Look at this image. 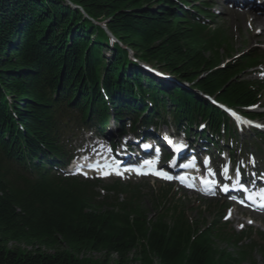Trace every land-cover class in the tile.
Here are the masks:
<instances>
[{"label": "trees", "instance_id": "obj_1", "mask_svg": "<svg viewBox=\"0 0 264 264\" xmlns=\"http://www.w3.org/2000/svg\"><path fill=\"white\" fill-rule=\"evenodd\" d=\"M197 4L202 1L0 0V264H109L114 253L116 264L252 259L253 248L234 254L219 246L241 239L227 237L219 219L191 221L179 204L149 217L134 201L109 203L100 180L56 171L67 156L71 124L100 125L113 111L136 112L146 96L175 122L191 128L201 118L215 131L225 115L195 91L233 107L263 99L264 83L244 73L264 56L220 66L224 53L232 54L229 41L223 29L206 24L207 11ZM94 22H104L119 42L110 46L109 34ZM127 48L191 89L163 90L131 62ZM89 250L103 256L81 258Z\"/></svg>", "mask_w": 264, "mask_h": 264}, {"label": "rangeland", "instance_id": "obj_2", "mask_svg": "<svg viewBox=\"0 0 264 264\" xmlns=\"http://www.w3.org/2000/svg\"><path fill=\"white\" fill-rule=\"evenodd\" d=\"M213 1L214 4L215 0H208V2ZM211 4V3H210ZM222 8H225L228 13H225L222 11ZM224 10V9H223ZM238 9H232L229 6H222L220 3H216L215 7H212L211 14H214L215 17H210L209 19H212L215 23L212 24L213 28L220 27L226 31L228 34V38L230 40V47L233 52V56H240V55H249L251 52H256L259 54H264V42L256 43L254 42V38L251 34V31L249 28L246 27H237V24L239 23L235 20V15H239L237 12ZM217 12V15L216 13ZM251 20V18L248 19V21ZM241 28V29H240ZM227 38V35H226ZM106 55H109V52L107 50H104ZM228 53H224V57L222 60L223 63L232 62L234 59L230 60L228 57H226ZM261 71H264V66L260 67ZM251 77H255V75H251ZM256 78H264V74L256 75ZM264 111V107L261 109V111ZM130 116H125L124 118H121L122 121L126 124H129ZM170 120V119H169ZM120 120L115 123V127H118L120 124ZM78 129H75L73 132L69 134L68 139L80 140L85 138L84 131L79 129L78 125H76ZM113 123H109L108 129L113 128ZM106 128V129H107ZM115 129V128H114ZM252 134L250 132H246V135L240 136V134H236L232 136L233 141L237 143L236 148L242 149L243 153L246 154L247 152H254L257 155L258 151L255 147L254 149L250 146L252 142ZM235 136V137H234ZM223 139V138H222ZM221 139V140H222ZM227 140H230L228 137ZM231 141V140H230ZM73 142V144H74ZM224 145V144H221ZM260 157V161H264V156L262 153H258ZM262 164V163H261ZM116 181V179H107L104 180V183L106 186H112ZM121 184L119 186V198L121 201H134L135 203L140 204L144 209L148 210L149 216H152L157 208H160L163 206V209L169 208L172 205H174L175 202H179L184 205L186 208L187 216L191 220H200L205 222H211L214 219H217L219 215H221V221L222 215L225 213V209L231 205L227 198H218V199H206L201 198L195 193L186 192L183 190H178L175 185H167L163 184L161 182L153 181L151 179L149 180H136V179H121ZM170 189V193L168 196V199H163L161 195L164 193L165 190ZM103 194L105 196L110 197V200L108 202H112L114 197L117 195L116 193L107 190L105 188L103 191ZM223 208V214L220 211V209ZM235 217L238 218V221H233L231 216L227 219L229 220L226 231L230 234H242V231H245L248 233L246 235V238L244 240V245L252 246L254 242H259V235L261 231H264V215L261 214H253L244 212V210L239 209V212L234 214ZM247 217H250L256 221V226L250 227L245 222L244 219ZM225 223V222H224ZM243 226L245 228H243ZM243 229V230H242ZM252 232V234H249V232ZM242 232V233H240ZM261 242V241H260ZM225 247V244H221ZM230 247V250L234 251V246L232 244L228 245ZM115 254V253H114ZM98 258V257H97ZM96 257H93L94 260H98ZM131 258V257H130ZM252 260L255 261L256 264H264L263 254L260 249L253 250L251 254ZM117 255H113L110 259L109 264H116L117 263ZM250 260L247 261L246 264H250Z\"/></svg>", "mask_w": 264, "mask_h": 264}, {"label": "bare ground", "instance_id": "obj_3", "mask_svg": "<svg viewBox=\"0 0 264 264\" xmlns=\"http://www.w3.org/2000/svg\"><path fill=\"white\" fill-rule=\"evenodd\" d=\"M222 9H224L223 12L228 13V11L225 8H222ZM237 13L239 15H235V17H234L235 20L239 23V25L237 24V27L242 28L244 26L246 28H249L251 31V34L254 38V42H256V43L264 42V15L261 13L255 12L254 9L253 10L252 9L251 10H239ZM249 18H251V20L248 21ZM156 80H157L156 81L157 83L160 82V81H158V79H156ZM162 82H163L162 83L163 85L162 84L161 85L164 86L166 82H164V81H162ZM113 113H114L113 120H115V118L118 119L116 117V114H115L116 112L113 111ZM130 113L133 115V113H135V112L132 113V111H131ZM148 115H150V113ZM103 123L104 122H102V124ZM135 125H137V124H135ZM137 126L139 127L140 134H142V129L145 127V123L139 122V124ZM114 128L117 129L118 127H113V128H111V130H113ZM93 164H96V163H93ZM93 164L89 163L88 166H94ZM99 187L101 189H103L105 186L100 185ZM236 220H237V218L234 217L233 221H236ZM247 221L251 223V218H248ZM254 222H255L254 223V225H255L256 221L254 220ZM254 225L248 224V226H254ZM95 253H97V252H93V251L89 250V251H84L82 253V255H86L90 260H94L92 256L89 257L88 255H96ZM115 255H117V254L115 253ZM134 261H136V258H134V260L131 261L130 263L133 264Z\"/></svg>", "mask_w": 264, "mask_h": 264}, {"label": "snow or ice", "instance_id": "obj_4", "mask_svg": "<svg viewBox=\"0 0 264 264\" xmlns=\"http://www.w3.org/2000/svg\"><path fill=\"white\" fill-rule=\"evenodd\" d=\"M145 147H147V145ZM145 163L151 168L154 162L153 161H146ZM205 163L207 164V161H205ZM104 174L107 175V173H104ZM140 174H146V173H140ZM153 174L159 175V176H161L163 178H166V179H171L172 178V177L168 176L167 173H164V172H155V171H153ZM181 180L183 181L184 178L182 177ZM203 182L205 184L209 183L208 181H203ZM225 190H227V186H225ZM241 203H243V201H241ZM261 207H264V204H262Z\"/></svg>", "mask_w": 264, "mask_h": 264}]
</instances>
